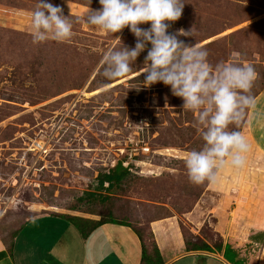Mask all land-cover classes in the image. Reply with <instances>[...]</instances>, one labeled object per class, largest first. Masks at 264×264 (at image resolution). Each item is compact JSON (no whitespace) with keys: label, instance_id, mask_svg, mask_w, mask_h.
<instances>
[{"label":"rangeland","instance_id":"374dc122","mask_svg":"<svg viewBox=\"0 0 264 264\" xmlns=\"http://www.w3.org/2000/svg\"><path fill=\"white\" fill-rule=\"evenodd\" d=\"M38 2L0 0V248L15 246L16 264H37L45 253L39 242L56 239L58 250H67L70 234L57 235L68 226L77 231L69 221L32 219L62 213L124 220L151 250L149 223L175 216L190 245L208 243L217 250L222 237L212 224L227 219L231 200L239 191L251 203L259 199L264 146L249 145L244 164L216 180L223 191L211 192L207 181L192 184L184 161L203 146L195 116L183 110L170 86H144L148 49L129 73L108 80L102 75L103 55L134 48L129 28L105 32L85 22L75 0H46L70 18L73 34L65 42L34 44L31 20ZM90 4L101 6L99 0ZM167 23L170 34L192 30L178 39L206 50L213 66L233 61L254 66V105L229 130L242 135L247 128L264 130V0H184L181 18ZM120 160L130 174L112 198L85 196L100 191L98 176ZM72 251L82 255L76 244ZM245 255L248 264H264V245L252 244Z\"/></svg>","mask_w":264,"mask_h":264},{"label":"clouds","instance_id":"9594fccd","mask_svg":"<svg viewBox=\"0 0 264 264\" xmlns=\"http://www.w3.org/2000/svg\"><path fill=\"white\" fill-rule=\"evenodd\" d=\"M99 4L100 9L88 10V25L111 34L127 27L136 37L134 48L121 46L103 55L102 75L111 80L129 73L132 63L147 48L144 86L158 82L170 86L172 95L182 98L183 110L195 116L203 146L185 158L189 181L194 185L215 183L224 166H242L249 145L240 131L229 130V126L238 127L245 111L254 105L250 95L257 76L254 66L235 61L213 66L206 50L178 39L192 35V30L168 33L167 22L181 18L184 0H99ZM143 24L150 27L141 28ZM72 29L61 7L39 0L31 20L34 44L65 42L71 38Z\"/></svg>","mask_w":264,"mask_h":264},{"label":"crops","instance_id":"0c3cea01","mask_svg":"<svg viewBox=\"0 0 264 264\" xmlns=\"http://www.w3.org/2000/svg\"><path fill=\"white\" fill-rule=\"evenodd\" d=\"M75 1V4L78 5L75 11L84 20H86V14L89 9L95 11L102 7L97 4H90L91 0ZM252 129L249 131L247 128L243 134L247 144L253 148L260 147L261 145L264 146V141L262 140L264 138V130L253 131ZM232 168L230 164L221 168L217 179L226 176L224 174L229 173ZM259 171L264 173V164L260 165ZM208 190H211V192L213 190L223 191L217 181L210 183ZM240 192L231 200L232 205L227 210V219L223 221V219L218 218L212 224L214 230L220 232V236L222 237L221 247H216L217 250L210 244L214 250H189L180 223L175 216H166L152 220L149 223L150 231L153 233L154 240L160 249L163 264H234V262L229 261L225 257L228 248H231L232 253H238L236 257L237 262L244 261L245 264H248L245 251L250 247V236L255 232L264 231V185L261 191L257 193L259 199L252 203L249 196H241ZM199 204L198 202L197 205ZM213 210L209 212H213ZM50 216L63 218L55 214H45L32 219H43ZM74 228L77 231H73L69 226L68 230H66V227L64 229L60 228L62 229L61 234L57 236H66V233H69L72 243L76 244V248L82 249V255L78 254L74 256L72 254L73 244L70 243L66 246L68 251L65 249L64 251L58 250V244L57 242L55 243L56 239H54L46 245L39 242L43 246L45 253L37 264L142 263V241L132 227L121 223L107 222L96 228L88 237H83L75 226ZM45 239L46 237L43 236L41 242ZM253 244L258 243L253 242ZM14 253L15 246L12 252L4 247L0 248V264H16ZM75 258L77 259L76 261Z\"/></svg>","mask_w":264,"mask_h":264},{"label":"trees","instance_id":"16d2710c","mask_svg":"<svg viewBox=\"0 0 264 264\" xmlns=\"http://www.w3.org/2000/svg\"><path fill=\"white\" fill-rule=\"evenodd\" d=\"M130 174V169L128 166L124 165L123 160L118 161L113 167H111L107 172H102L97 178V186L98 190L100 191H90L87 192L85 196H87L90 199L95 200H101V201H108L112 198L113 193L119 189L123 181L128 177ZM56 215V214H55ZM58 216L63 217L67 221H69L71 224H73L81 233L83 237H88L91 232H93L96 228L100 227L102 224L107 222H116L121 223L127 226L132 227L131 224L124 220L116 219L114 217H106L102 215L100 219L95 220L91 218H85L81 216L71 215V214H62L57 213ZM138 236L140 237L142 241V263L141 264H163L162 255L160 252V249L154 240L153 233V246L152 250L147 245L146 240L141 235L140 232H138L136 229H134ZM251 243L249 244L252 246L253 242H257L258 244H264V231L255 232L250 236ZM187 247L189 250H209L211 251V246L207 243H202L200 245H190L188 241H186ZM218 247H221L219 244ZM13 251V247H11V251ZM238 253H232L231 248H228V252L226 253V258L234 262V264H245L244 261L237 262L236 257Z\"/></svg>","mask_w":264,"mask_h":264}]
</instances>
